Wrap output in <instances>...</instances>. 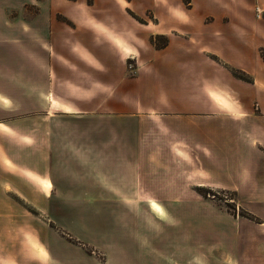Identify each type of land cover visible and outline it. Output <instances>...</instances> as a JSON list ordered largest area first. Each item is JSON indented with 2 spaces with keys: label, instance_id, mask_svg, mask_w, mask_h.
<instances>
[{
  "label": "crops",
  "instance_id": "crops-1",
  "mask_svg": "<svg viewBox=\"0 0 264 264\" xmlns=\"http://www.w3.org/2000/svg\"><path fill=\"white\" fill-rule=\"evenodd\" d=\"M107 1L118 7L131 2ZM155 1L164 5L152 23L157 31L146 30L150 23L134 16H112L109 24L106 17L78 14L70 20L80 40L74 32L63 35L68 43L57 37L55 51L47 48L46 84L54 86L53 92L61 87L80 99H65L48 89L49 109L42 110L47 119L72 113L91 117L85 101L100 109L101 95L109 89L104 105L114 124L44 125L37 123L39 116L33 123L30 114L7 115L5 85L19 86L17 101L22 61L21 56L12 65L0 61V264H112L111 258L103 263L86 254L34 211L53 221L69 207H79L118 212L128 222L140 208L144 219L153 222L163 212L181 208L161 198L189 197L197 187L232 185L238 196L264 197V0L233 5L211 0L216 11L209 15L195 13L194 0L187 12L180 0ZM59 25L53 22L50 28ZM156 33L167 35L165 47L147 45L149 34ZM21 43L19 38V49ZM119 56L137 64L122 90L112 71L108 77L99 72L114 69ZM74 68L97 76L83 83L60 78ZM7 69H13L12 77ZM162 70H170L171 77ZM235 70L249 74L251 81L235 76ZM152 76L160 79L152 82ZM197 172L205 175L189 176ZM231 174L242 182H230ZM247 174L253 175L251 186L243 184ZM209 211L228 224L221 210ZM221 229L210 226L211 238L227 234ZM141 240L148 244V235ZM223 249L228 252L225 244H209L214 256ZM158 252L163 263L165 255ZM132 256L126 253L127 264H135ZM257 258L264 259L261 253Z\"/></svg>",
  "mask_w": 264,
  "mask_h": 264
},
{
  "label": "rangeland",
  "instance_id": "rangeland-1",
  "mask_svg": "<svg viewBox=\"0 0 264 264\" xmlns=\"http://www.w3.org/2000/svg\"><path fill=\"white\" fill-rule=\"evenodd\" d=\"M130 1L127 7H118L117 5L113 6L107 0H96L95 5H93L94 0L91 4H87L86 0H0V61L12 65L15 60L19 59L18 56H21V76L23 77L22 92L20 96L18 95L17 101H14V96L15 93L17 94L19 86L13 83L5 85L7 98L10 99L5 101L7 104L6 114L20 111L22 116L32 115L33 123L37 120L38 124L44 125L114 124L115 119L111 115L113 113H108L109 111L104 105L105 98L110 96L109 89L103 91L101 95L102 105L99 106L100 109L102 108L101 110L95 108L93 103L88 104V101H85V107L92 112L91 117L88 116V113L67 115L58 113L59 116H51L47 119L42 110L49 109L45 96L48 89L51 93L59 94L65 99L76 102L80 99L78 94L68 92L67 89L61 90V87L55 89L57 92L52 91L54 86L46 84L48 69H45L44 62L47 48L49 47L51 50L53 48V51L57 48V44L54 43L57 37L58 40L68 43L67 39L62 38L63 35L67 37L70 33L75 32V36L80 40V32L74 28L75 25L70 20L71 17L78 14L95 15L98 18L106 17L109 24L112 23V16L120 14L128 17L134 16L150 23L146 30L157 31V24L152 23H157L155 15L162 13V9L159 10V8H164V5H158L155 0ZM161 1L164 4L165 1ZM191 1L189 0L187 4L185 0H180L182 12H187L191 7ZM216 1H226L233 5L239 0ZM174 4L173 1L171 5ZM193 8L195 13L199 14L209 15L216 11L211 0H194ZM255 10L257 12L256 8ZM53 22H59L60 25L57 28H50ZM73 28L75 31L72 30ZM52 30L54 37H52ZM19 38L22 40L21 49L16 44ZM167 42V35L156 33L149 34L147 37V45H150L152 49L163 48ZM106 55L108 56V54ZM127 55L131 54L127 53ZM146 55L149 57L148 54ZM119 58L121 62H118L114 69L102 68L99 72L103 77H108L112 71L117 80V89L122 90L126 87L128 78L135 75L137 64L132 59L122 61L121 56ZM30 64L37 67L30 68ZM162 73L166 75V78L172 75L170 70H162ZM243 73L248 78H244L245 81H251V76ZM7 75L12 77L13 69H7ZM50 75L52 78L55 77L51 73ZM60 76V78H63L62 76L72 77L75 81L83 83L97 74L82 68H74ZM159 79L152 76V82ZM82 103L84 102L82 101ZM37 111L42 114L36 115ZM71 135L77 134L71 133ZM203 175L205 174L202 172L189 174L190 177H202ZM232 175L230 182L237 181L236 184L242 182V179L235 181ZM243 180V184L249 186L254 183L252 174L245 175ZM237 188L232 185L224 189L197 187L196 192H193L189 197L161 198L167 205L180 204L181 208L165 211L153 222L144 219V213L140 208L133 213V217L129 215L128 222H124L118 212L115 214L113 212H97L94 209L81 210L79 207H69L62 217L55 218L53 221H48L46 214L35 211L34 214L46 220L53 229H57L59 235L80 244L86 254L103 263L106 260L109 262L111 258L112 264H127L126 253H128L130 256L133 255L131 258L135 264H264V259L259 261L257 258L259 253L264 258V197L238 196ZM210 209H219L225 213L223 217L228 224L224 223L225 221L217 220L215 215L209 211ZM258 213H261V216ZM210 226H219L227 234L224 233V236L219 237L214 234V237L211 238L214 232H209ZM238 228L240 229L238 230ZM145 235L149 237L148 244L147 242L142 243L141 238ZM100 241L103 243L108 241V243L99 245ZM111 242L115 245H111ZM209 244H225L228 252H225L224 248L225 253L218 254L217 252L214 256L209 251ZM243 246L244 248H242ZM158 250L165 255L163 263L158 259ZM217 256L222 259H218Z\"/></svg>",
  "mask_w": 264,
  "mask_h": 264
},
{
  "label": "trees",
  "instance_id": "trees-1",
  "mask_svg": "<svg viewBox=\"0 0 264 264\" xmlns=\"http://www.w3.org/2000/svg\"><path fill=\"white\" fill-rule=\"evenodd\" d=\"M86 3L87 4H91L92 3V0H86ZM185 3H189V0H185ZM164 45V44H163ZM234 75H236L237 77L241 78V79H248L247 77H245L244 73L243 72H240V71H233ZM244 79V80H245Z\"/></svg>",
  "mask_w": 264,
  "mask_h": 264
},
{
  "label": "bare ground",
  "instance_id": "bare-ground-1",
  "mask_svg": "<svg viewBox=\"0 0 264 264\" xmlns=\"http://www.w3.org/2000/svg\"><path fill=\"white\" fill-rule=\"evenodd\" d=\"M52 105H53V106H56L57 103H56V102H52ZM44 187H46V185H44Z\"/></svg>",
  "mask_w": 264,
  "mask_h": 264
}]
</instances>
